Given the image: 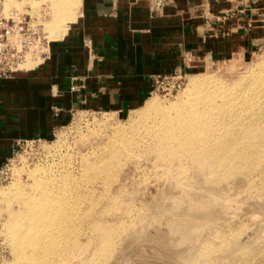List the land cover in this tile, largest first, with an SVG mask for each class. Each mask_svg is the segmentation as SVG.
<instances>
[{
  "label": "rangeland",
  "instance_id": "rangeland-1",
  "mask_svg": "<svg viewBox=\"0 0 264 264\" xmlns=\"http://www.w3.org/2000/svg\"><path fill=\"white\" fill-rule=\"evenodd\" d=\"M44 1L46 28L57 38L49 24L55 0L30 4L38 11ZM67 2L76 16L79 3ZM171 85L165 80L154 89V82L153 93L126 114L75 111L50 139L16 148L0 173V264H18L3 230L8 206L17 205L4 199L5 191L19 180L27 187L33 179L24 169L37 165L47 170L44 185L61 198L62 214H74L63 222L60 247L39 255L42 264H264V40L209 61L181 78L179 88L170 91ZM176 109L218 121L216 134L240 130L233 144L251 151H244L250 171L241 165L214 175L208 168L215 158L222 168L231 166L232 156L223 152L155 156L160 112L173 116ZM249 137L255 147L245 146Z\"/></svg>",
  "mask_w": 264,
  "mask_h": 264
},
{
  "label": "crops",
  "instance_id": "crops-1",
  "mask_svg": "<svg viewBox=\"0 0 264 264\" xmlns=\"http://www.w3.org/2000/svg\"><path fill=\"white\" fill-rule=\"evenodd\" d=\"M76 1L48 58L0 78V167L17 140L50 139L75 111L126 114L155 76H187L264 40V0Z\"/></svg>",
  "mask_w": 264,
  "mask_h": 264
},
{
  "label": "bare ground",
  "instance_id": "bare-ground-1",
  "mask_svg": "<svg viewBox=\"0 0 264 264\" xmlns=\"http://www.w3.org/2000/svg\"><path fill=\"white\" fill-rule=\"evenodd\" d=\"M55 3V9H53V11L51 10L53 19L49 24L50 26L54 24L53 34H55V37H60L66 31L68 23L75 18V14L73 13V7L67 0H55ZM160 113L161 116L164 117V127L160 128L161 132L159 137L154 139L155 145L152 149L155 156L158 158H165L175 150L191 155L198 154L206 156H216L219 152L220 154L223 152L232 156L231 166L222 168V159L215 158L212 162H209L210 167L208 168L210 171H214V175L223 177L231 169L236 171L238 168H241V165H243L242 169L246 171H250L252 168V163L249 162L248 158L250 157L248 152L251 151L248 149L244 150V147L242 149H237V145L233 144L236 142L235 140L242 136L240 135V130H236V128L232 127L230 128L231 134H216L212 125L218 124L219 122L208 121L204 119L203 116H200L197 111L184 112L183 109H176L173 116L169 115L168 111L164 112L161 110ZM247 140L245 146L248 145L249 148L255 147L253 137H249ZM200 143L207 144V147H202ZM198 145L201 146L202 150L198 149ZM244 156L246 157L245 160ZM24 171L26 172L27 178H32L33 181L28 183L29 185L27 184V188L25 186L26 184L19 180L8 189L9 191H5L4 199L7 200V202H16L17 208L12 209L9 207L11 205L8 206V212H6L8 216L3 230L9 241L12 254L14 255V262L18 264L20 262L24 264H42L43 261H41L39 255H47L53 252L52 249H58L60 247L59 244L61 243L64 233L63 222L66 219H74V214H62L64 210L61 207L63 203L61 198L55 197L54 195L52 196L49 187L44 185L45 176H43L42 172L45 174L47 170L42 165L24 169Z\"/></svg>",
  "mask_w": 264,
  "mask_h": 264
},
{
  "label": "built area",
  "instance_id": "built-area-1",
  "mask_svg": "<svg viewBox=\"0 0 264 264\" xmlns=\"http://www.w3.org/2000/svg\"><path fill=\"white\" fill-rule=\"evenodd\" d=\"M31 1L0 0V78H11L16 72L29 71L48 58V45L52 39L46 28V20L49 18L48 2H42L36 11L31 7ZM185 77L181 72L157 75L154 77V89H157L158 82L163 83L165 80L172 82L170 91L179 88L181 78ZM38 140L40 139H19L15 142V147ZM13 156L0 167V173Z\"/></svg>",
  "mask_w": 264,
  "mask_h": 264
}]
</instances>
